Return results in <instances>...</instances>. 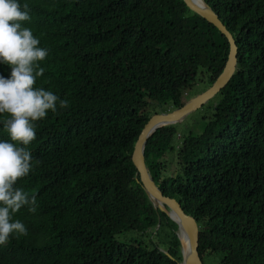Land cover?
I'll use <instances>...</instances> for the list:
<instances>
[{
    "label": "trees",
    "instance_id": "1",
    "mask_svg": "<svg viewBox=\"0 0 264 264\" xmlns=\"http://www.w3.org/2000/svg\"><path fill=\"white\" fill-rule=\"evenodd\" d=\"M26 1L40 13L23 26L48 50L34 87L69 106L36 123L33 172L20 182L38 208L15 217L44 222L0 246V264L10 251L22 264H179L177 225L153 206L130 157L151 114L213 83L227 39L183 0ZM204 1L235 39L236 69L192 124L190 113L158 128L144 159L197 220L203 264H264V0Z\"/></svg>",
    "mask_w": 264,
    "mask_h": 264
},
{
    "label": "clouds",
    "instance_id": "2",
    "mask_svg": "<svg viewBox=\"0 0 264 264\" xmlns=\"http://www.w3.org/2000/svg\"><path fill=\"white\" fill-rule=\"evenodd\" d=\"M39 13H35L26 0H0V64L10 68L7 78L0 75V115L8 117L3 121L5 130H0V246L8 245L13 237L26 236L28 230H38L44 222L38 217H21V220L15 217L22 208H27V214L36 213L38 208L36 196L24 191L20 182L33 172L32 161L36 157L32 143L36 139V123L45 119L49 111L56 113L58 107L66 109L69 106L67 99L43 87H34L45 71L38 62L46 59L48 50L42 48L44 40L40 43L22 22L35 19ZM58 202L60 199L56 197L55 205ZM158 227L156 224L155 228ZM35 263L29 261L27 264ZM6 264L22 263L10 251Z\"/></svg>",
    "mask_w": 264,
    "mask_h": 264
},
{
    "label": "water",
    "instance_id": "3",
    "mask_svg": "<svg viewBox=\"0 0 264 264\" xmlns=\"http://www.w3.org/2000/svg\"><path fill=\"white\" fill-rule=\"evenodd\" d=\"M188 9L215 26L229 44L227 59L221 73L202 92L190 97L183 105L173 110L152 114L141 128L131 153V161L139 176L138 181L155 208L164 211L177 223V237L180 242V264H203L198 253L199 227L197 220L184 212L173 197L164 195L149 173L144 159L147 139L160 127L181 122L188 114L196 111L226 85L237 64V45L231 32L220 20L218 14L204 0H183ZM165 253L170 256L166 251ZM171 257V256H170Z\"/></svg>",
    "mask_w": 264,
    "mask_h": 264
},
{
    "label": "rangeland",
    "instance_id": "4",
    "mask_svg": "<svg viewBox=\"0 0 264 264\" xmlns=\"http://www.w3.org/2000/svg\"><path fill=\"white\" fill-rule=\"evenodd\" d=\"M207 86H208V83H204V82L202 83V81H198V82L196 83V85L194 86V88H192V89L190 90V93H189L188 96H193V95L199 93L200 91L204 90ZM195 117H196V115L192 113V114L190 115V117L188 118L189 121L185 122V123H184V126L186 127L187 125L192 124V121H191V120H193ZM191 126H192V125H191ZM129 235H130V234H128L127 236H129Z\"/></svg>",
    "mask_w": 264,
    "mask_h": 264
}]
</instances>
